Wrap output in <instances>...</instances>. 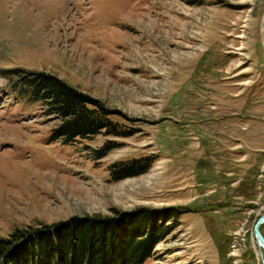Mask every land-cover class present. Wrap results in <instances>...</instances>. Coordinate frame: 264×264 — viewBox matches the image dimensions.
Returning <instances> with one entry per match:
<instances>
[{
	"label": "rangeland",
	"instance_id": "374dc122",
	"mask_svg": "<svg viewBox=\"0 0 264 264\" xmlns=\"http://www.w3.org/2000/svg\"><path fill=\"white\" fill-rule=\"evenodd\" d=\"M9 70L62 80L130 135L64 144ZM172 209L189 212L144 264H263L264 0H0V236Z\"/></svg>",
	"mask_w": 264,
	"mask_h": 264
},
{
	"label": "trees",
	"instance_id": "16d2710c",
	"mask_svg": "<svg viewBox=\"0 0 264 264\" xmlns=\"http://www.w3.org/2000/svg\"><path fill=\"white\" fill-rule=\"evenodd\" d=\"M14 93L41 104L47 117L60 125L52 134L67 145L91 141L98 136L125 138L126 133L112 120L110 111L87 94L70 87L54 76L9 70ZM9 89V88H8ZM118 145L107 143L95 152V161L105 159ZM154 159L119 162L110 169L115 182L139 177L153 166ZM165 212V211H164ZM160 212L153 219L134 212L115 217L72 218L44 229L19 231L15 236H0V264H144L153 249L175 231L186 209ZM156 218V217H155ZM167 226V222H172Z\"/></svg>",
	"mask_w": 264,
	"mask_h": 264
},
{
	"label": "water",
	"instance_id": "95a60500",
	"mask_svg": "<svg viewBox=\"0 0 264 264\" xmlns=\"http://www.w3.org/2000/svg\"><path fill=\"white\" fill-rule=\"evenodd\" d=\"M264 225V216H262L259 221L257 222V224L255 225L254 228V235H255V239L257 241L258 247L260 249V253H261V257L263 258L264 255V235L262 234L261 228ZM263 249V250H262ZM264 264V261H263Z\"/></svg>",
	"mask_w": 264,
	"mask_h": 264
},
{
	"label": "bare ground",
	"instance_id": "6f19581e",
	"mask_svg": "<svg viewBox=\"0 0 264 264\" xmlns=\"http://www.w3.org/2000/svg\"><path fill=\"white\" fill-rule=\"evenodd\" d=\"M263 250V249H262ZM264 251V250H263ZM263 257H264V255H263ZM263 261H264V259H263Z\"/></svg>",
	"mask_w": 264,
	"mask_h": 264
}]
</instances>
